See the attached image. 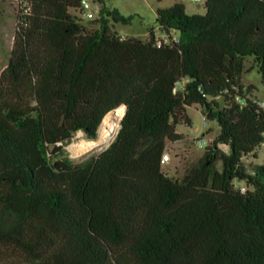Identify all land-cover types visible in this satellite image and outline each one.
<instances>
[{
    "label": "trees",
    "instance_id": "1",
    "mask_svg": "<svg viewBox=\"0 0 264 264\" xmlns=\"http://www.w3.org/2000/svg\"><path fill=\"white\" fill-rule=\"evenodd\" d=\"M3 1L18 9L0 75V264H264V163L244 164L264 109L241 82L251 58L264 88V0L159 9L160 33L178 38L161 46L153 30L113 31L132 17L103 0L94 31L71 13L82 0ZM193 106L219 133L173 178L162 159ZM110 112L130 116L73 164L62 147L96 140Z\"/></svg>",
    "mask_w": 264,
    "mask_h": 264
},
{
    "label": "rangeland",
    "instance_id": "2",
    "mask_svg": "<svg viewBox=\"0 0 264 264\" xmlns=\"http://www.w3.org/2000/svg\"><path fill=\"white\" fill-rule=\"evenodd\" d=\"M94 1L98 2L97 0ZM177 2L182 3L185 6L188 15L203 14L202 5L200 3H193L190 0H103V5L108 10L117 12L118 16L122 19L132 17L129 24H124L123 22L114 25H112V23L110 24L112 30L116 31L123 38L140 37L146 39L149 36V31L153 30L155 35L161 39L166 35L160 33L155 23L156 12L159 9H168ZM17 9L18 5L16 2L0 0V71L2 67L7 66L9 62L17 24ZM71 13L80 20L86 30L94 31L98 28V24L95 21H88L85 18L82 19L78 11L71 10ZM172 37L176 38L177 36L173 35ZM241 82L245 87L253 86V89L251 90L252 98L259 102H264V88L261 84L258 70L254 66L251 58H248L245 61ZM111 114H114L115 116L113 119V129L116 128V133L110 144L97 145L92 149L77 154L73 145L91 142L86 139L82 132H79L73 136L68 145L62 147L66 157L71 160L73 164H81L90 159L96 158L112 144L118 133L119 124L121 123L120 120L122 121L125 117H128V114L123 116L122 119L120 114L114 112H111ZM187 115L191 120V125L187 126L181 124L178 126L177 131L183 136V139L177 143L169 145L167 151L169 162L163 166L164 171L173 178H181L187 163L191 162V160L197 159L203 154L205 148H198V139H203L208 145L219 133V128L215 122H207V125L205 126L199 107H189L187 109ZM223 150L227 151L226 148H223ZM263 163L264 145L258 149L255 154L250 155L244 160V164L248 170L254 165H260Z\"/></svg>",
    "mask_w": 264,
    "mask_h": 264
},
{
    "label": "built area",
    "instance_id": "3",
    "mask_svg": "<svg viewBox=\"0 0 264 264\" xmlns=\"http://www.w3.org/2000/svg\"><path fill=\"white\" fill-rule=\"evenodd\" d=\"M193 3H200V0H190ZM101 5L98 2H95L94 0H82L79 14L81 15V18H85L88 21H94L97 19L99 11H100ZM157 43L159 46L162 44H170V43H178V38L173 37L172 40H170L167 36L161 39H157ZM257 104L264 109V102L257 101ZM203 121L205 126L207 125L206 119L203 117ZM198 148L202 149L207 146V143L203 139L197 140ZM169 162V156L166 154L163 156L162 164H166Z\"/></svg>",
    "mask_w": 264,
    "mask_h": 264
},
{
    "label": "bare ground",
    "instance_id": "4",
    "mask_svg": "<svg viewBox=\"0 0 264 264\" xmlns=\"http://www.w3.org/2000/svg\"><path fill=\"white\" fill-rule=\"evenodd\" d=\"M124 110H125V107H124ZM122 114L123 113H120L121 117H122ZM114 118L115 116L114 114H111V112L106 115V117L103 119V122L101 123L99 127V135L96 140L88 142V143H79L77 145H73V147H75L77 151V154H80L83 151L92 149L93 147L97 145L110 144L116 133V128L113 129V119Z\"/></svg>",
    "mask_w": 264,
    "mask_h": 264
},
{
    "label": "water",
    "instance_id": "5",
    "mask_svg": "<svg viewBox=\"0 0 264 264\" xmlns=\"http://www.w3.org/2000/svg\"><path fill=\"white\" fill-rule=\"evenodd\" d=\"M129 104V103H128ZM129 106L131 107V105L129 104ZM131 109V108H130ZM130 116V112L128 114V117ZM119 129H120V125H119ZM119 131V130H118ZM50 150H53V146L50 147Z\"/></svg>",
    "mask_w": 264,
    "mask_h": 264
},
{
    "label": "crops",
    "instance_id": "6",
    "mask_svg": "<svg viewBox=\"0 0 264 264\" xmlns=\"http://www.w3.org/2000/svg\"><path fill=\"white\" fill-rule=\"evenodd\" d=\"M184 7H185V6H184ZM0 18H1V17H0ZM5 67H6V66H3V67H2V69H1V71H0V75H1L2 71L5 69ZM177 132H178V131H177ZM169 145H171V144H169ZM167 155H168V154H167ZM167 163H168V162H167Z\"/></svg>",
    "mask_w": 264,
    "mask_h": 264
}]
</instances>
